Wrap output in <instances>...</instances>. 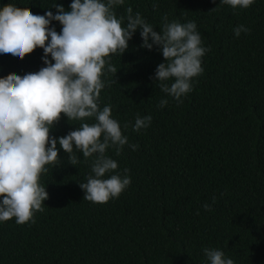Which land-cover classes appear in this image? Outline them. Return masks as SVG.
<instances>
[{
	"label": "trees",
	"instance_id": "trees-1",
	"mask_svg": "<svg viewBox=\"0 0 264 264\" xmlns=\"http://www.w3.org/2000/svg\"><path fill=\"white\" fill-rule=\"evenodd\" d=\"M7 3L55 15L54 4L70 10L72 0H0V8ZM129 6L157 32L165 15L169 22L195 21L210 49L204 71L178 103L154 79L165 62L162 51L141 47L137 29L124 54L111 56L118 72L103 79L117 82L99 99L101 110L112 106L122 130L129 124L123 134L139 146L125 145L119 156L106 151L118 172L130 170V186L107 203L83 199L79 183L91 174L94 156L85 160L76 152L80 162L73 166L57 144L61 162L46 165L40 178L49 194L44 211L35 223L0 222V264H208L205 248L222 250L234 264H264V0L246 9L220 0H125L117 15ZM238 25L250 32L236 37ZM50 26L62 28L58 21ZM43 56L39 47L23 60L0 54V78L38 72L46 66ZM161 99L168 100L163 108ZM138 114L152 120L137 133L131 125ZM85 122L95 121L61 114L50 136L58 139Z\"/></svg>",
	"mask_w": 264,
	"mask_h": 264
},
{
	"label": "clouds",
	"instance_id": "clouds-1",
	"mask_svg": "<svg viewBox=\"0 0 264 264\" xmlns=\"http://www.w3.org/2000/svg\"><path fill=\"white\" fill-rule=\"evenodd\" d=\"M124 3L125 0H72L70 10L54 4L55 15L52 11L33 14L30 8L11 3L0 8V54L23 60L39 47L46 65L24 76L11 73L0 78V222L15 218L20 225L35 223V214L44 211V202L49 198L40 178L48 172L46 165L60 164V148L73 166L80 162L76 152L82 153L85 160L94 156L91 174L86 182L79 183L83 199L107 203L130 186V170L118 172V162L106 151L113 148L119 156L125 145L133 151L139 146L129 144L123 134L129 124L126 122L122 130L120 122L112 117V106L105 105L101 110L99 99L106 86L117 82L103 79L108 73L116 77L118 72L111 56L124 54L137 29L141 30V47L151 50L155 45L162 51L165 62L157 66L154 79L160 82L163 93L182 103L181 98L193 90L194 78L203 73L202 58L210 49L203 46L195 21L169 22L165 15L162 29L157 32L139 12L133 14L130 6L126 15L118 16L115 9ZM220 3L246 9L254 0ZM52 21L62 25L59 33L50 26ZM233 32L239 37L250 29L238 25ZM170 80L174 82L169 85ZM167 104V99H161L158 106ZM61 114L69 121L94 118L95 122L82 123L57 139L50 136V130ZM151 120V115L138 114L132 130L138 133L148 128ZM215 203L213 197L212 204ZM203 207L212 210L211 204ZM203 251L208 264H234L222 250Z\"/></svg>",
	"mask_w": 264,
	"mask_h": 264
}]
</instances>
